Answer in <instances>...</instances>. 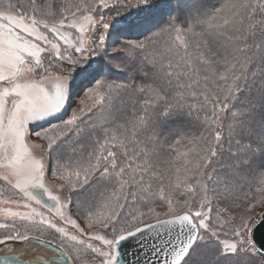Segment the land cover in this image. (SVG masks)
<instances>
[{"label": "snow or ice", "instance_id": "1", "mask_svg": "<svg viewBox=\"0 0 264 264\" xmlns=\"http://www.w3.org/2000/svg\"><path fill=\"white\" fill-rule=\"evenodd\" d=\"M0 248L264 264V0H0Z\"/></svg>", "mask_w": 264, "mask_h": 264}, {"label": "water", "instance_id": "2", "mask_svg": "<svg viewBox=\"0 0 264 264\" xmlns=\"http://www.w3.org/2000/svg\"><path fill=\"white\" fill-rule=\"evenodd\" d=\"M28 246L25 247V245H16V248L15 250L16 251H20L22 248L26 250V255H25V258L26 259H31L32 256L29 255L30 251L32 250H37L40 251L41 253H43L44 255H49L50 253L48 252V250L36 243H30V244H27ZM24 246V247H23ZM7 251V250H6ZM0 252H5L4 250H0Z\"/></svg>", "mask_w": 264, "mask_h": 264}, {"label": "rangeland", "instance_id": "3", "mask_svg": "<svg viewBox=\"0 0 264 264\" xmlns=\"http://www.w3.org/2000/svg\"><path fill=\"white\" fill-rule=\"evenodd\" d=\"M43 239H51V237L50 236H47V235H45L44 237H42ZM24 247V246H23ZM27 247V246H26ZM0 250H4V251H6L7 249L6 248H0ZM32 255H38V253H31Z\"/></svg>", "mask_w": 264, "mask_h": 264}, {"label": "flooded vegetation", "instance_id": "4", "mask_svg": "<svg viewBox=\"0 0 264 264\" xmlns=\"http://www.w3.org/2000/svg\"><path fill=\"white\" fill-rule=\"evenodd\" d=\"M42 239H43V238H42ZM26 246H28V245H25V247H26ZM31 253H38V255L43 254V253H41L40 251H37V250H32V251H30L29 255H30V256H34V255H32Z\"/></svg>", "mask_w": 264, "mask_h": 264}]
</instances>
